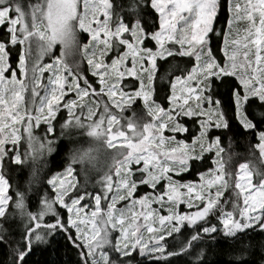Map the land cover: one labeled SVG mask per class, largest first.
<instances>
[{
  "label": "snow or ice",
  "instance_id": "obj_1",
  "mask_svg": "<svg viewBox=\"0 0 264 264\" xmlns=\"http://www.w3.org/2000/svg\"><path fill=\"white\" fill-rule=\"evenodd\" d=\"M0 29L8 264H58L34 257L58 253L61 240L77 264H250L251 234L264 235V0H129L126 14L112 0H0ZM81 32L90 37L82 46ZM168 58L184 67L168 81L164 106L154 98L156 71ZM137 99L149 119L132 109ZM237 128L255 138L260 162L232 171L237 153L222 137ZM73 130L97 146L72 148L63 171L45 179ZM99 145L115 150L106 171ZM25 168L20 183L14 173ZM93 171L99 191L90 190ZM17 217L13 236L5 223Z\"/></svg>",
  "mask_w": 264,
  "mask_h": 264
},
{
  "label": "trees",
  "instance_id": "obj_2",
  "mask_svg": "<svg viewBox=\"0 0 264 264\" xmlns=\"http://www.w3.org/2000/svg\"><path fill=\"white\" fill-rule=\"evenodd\" d=\"M112 2L114 4V8L117 11L124 10V13L126 14V8L129 0H112ZM226 23H227V14L225 13L223 17L218 19L216 26L217 27L225 26ZM3 31H4L3 29H0V37L3 36ZM80 38L82 44L86 43L88 40V36L84 35L82 32L80 33ZM214 47H218V44H214ZM13 55H15V53H13ZM217 55L222 56V53L217 51ZM176 62L177 63L173 65V58H168L166 60L158 61V67L156 71L157 81L155 84L156 94L154 98L158 103H161L164 106H167V100H165L164 97L169 90L168 81L173 79L174 76L179 75L181 69L184 67L183 58H176ZM82 67L84 69L87 68L86 62L82 63ZM88 75L89 77H91L90 73H88ZM161 77H164V79L161 80L160 79ZM132 109L136 110L138 115H143L145 119H149L146 116V113H144L143 111V103L140 99H137L135 104L132 105ZM132 109L126 110L124 115L126 117L131 116ZM59 117H63V116L59 115ZM59 131H60L59 123H57L56 133L59 134ZM222 139H223V146L226 149L228 148L229 142L231 141L232 150L235 153H237V155H235L231 161V164L229 166L230 170L235 171L239 163L245 162L249 159L257 163L260 162L258 159L259 158L258 150H255L254 148V145L256 143L255 138L249 136L246 132H244L243 129H239V128L234 129L232 133H228L226 136L222 137ZM88 142H89L88 136L86 135V133H83L80 130H73V135L71 139L61 138L57 145V151L49 157L48 167L43 171L42 176L46 179L49 176V174L52 172L63 171V168L68 160L69 151L74 147L85 149V147H87L88 145ZM253 152L255 153L254 155H252ZM210 166H211V161L209 160L208 164L206 165V168ZM13 167L15 168L16 166ZM14 175H15V179L18 182L25 183L30 173L29 170L25 168L23 170L16 171ZM184 179L197 180L198 177L185 174ZM140 191L141 192L149 191V189L142 188ZM137 195H139V193H137ZM229 195H230V190L228 192H225V197H228ZM5 227L11 231L13 236H18L19 227H20L19 218L17 217L6 222ZM251 239L255 245V248L253 250L252 257L250 258V264H260L261 257L264 256V252H262L260 249V243L261 241H264V235L260 234L259 232L252 233ZM9 243H12V241H9ZM63 245H64V241L61 240L57 245L58 253L53 249H49L47 252L43 254L37 252L36 256L34 257V260L43 262L49 259H54L58 261V264H77L79 257L77 256L76 251L65 249ZM133 255L136 254L134 253ZM136 258L141 259L138 256ZM224 259H227V257H224ZM8 261H9L8 245L4 243H0V264H8Z\"/></svg>",
  "mask_w": 264,
  "mask_h": 264
},
{
  "label": "rangeland",
  "instance_id": "obj_3",
  "mask_svg": "<svg viewBox=\"0 0 264 264\" xmlns=\"http://www.w3.org/2000/svg\"><path fill=\"white\" fill-rule=\"evenodd\" d=\"M35 0H23V2H24V4H27V3H29V2H31V3H35L34 2ZM83 33V32H82ZM84 35H87L88 36V34L87 33H83ZM90 39V37L88 36V40ZM88 40H87V42H88ZM80 41H81V38H80ZM86 42V43H87ZM83 44H82V41H81V46H82ZM59 51H60V46L59 45H57L56 46V48H55V50H54V53H53V57H46L45 58V63H50L51 62V60H52V58H54L55 56H58L59 55ZM113 54H110L109 55V57L107 58L108 60H110L111 59V56H112ZM83 62H86V61H82V63ZM47 75H48V73H45V76L47 77ZM72 95H74V94H69V96H72ZM68 97H66V99H67ZM62 113V114H61ZM58 115H62V116H66V111L65 110H62ZM43 127V126H42ZM89 138V142H88V145H87V147H85V149L84 150H87L89 147H94V146H97V142H95L91 137H88ZM99 147H100V152H99V165L101 166V167H106L107 166V159H108V156L111 154V153H113L115 150L114 149H107L106 147H104L103 148V146L102 145H99ZM76 167V170H77V179L82 183L83 182V180H84V176L82 175V174H79V170H80V165H76L75 166ZM100 175H101V173H99V172H96V171H93V172H91L90 173V184L91 185H96V181L99 179V177H100ZM90 190H93V191H99V186L98 185H96V187L95 188H91L90 187ZM149 191H150V189H149ZM119 206V205H118ZM182 208L184 207L183 205L181 206ZM114 235H117V234H114Z\"/></svg>",
  "mask_w": 264,
  "mask_h": 264
},
{
  "label": "clouds",
  "instance_id": "obj_4",
  "mask_svg": "<svg viewBox=\"0 0 264 264\" xmlns=\"http://www.w3.org/2000/svg\"><path fill=\"white\" fill-rule=\"evenodd\" d=\"M113 156H114V153H111V154L108 156V159H107V165L112 163V158H113ZM104 170H105V171L107 170V166L104 167Z\"/></svg>",
  "mask_w": 264,
  "mask_h": 264
}]
</instances>
